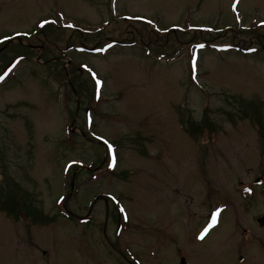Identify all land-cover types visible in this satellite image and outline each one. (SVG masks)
<instances>
[{"label":"rangeland","instance_id":"obj_1","mask_svg":"<svg viewBox=\"0 0 264 264\" xmlns=\"http://www.w3.org/2000/svg\"><path fill=\"white\" fill-rule=\"evenodd\" d=\"M0 77V264H257L264 0H0Z\"/></svg>","mask_w":264,"mask_h":264},{"label":"flooded vegetation","instance_id":"obj_2","mask_svg":"<svg viewBox=\"0 0 264 264\" xmlns=\"http://www.w3.org/2000/svg\"><path fill=\"white\" fill-rule=\"evenodd\" d=\"M260 178V183H255V179ZM255 179L252 180L253 186H262L263 189L261 193L264 195V177L258 176L255 177ZM253 194V189L246 185L243 187L240 191H238L239 197L244 200L246 198H250ZM220 203V202H219ZM217 203H214L209 207L207 213L203 214V222L200 226L199 232V239L205 240L208 237L210 238V241L213 239H219L220 233H213V231L221 225L223 222L222 219V207L221 205ZM263 214L255 216V217H238L237 215H232L229 217L228 221H230L231 224H233V229L231 230V235L233 237V241L228 245L227 248L235 249L239 251L240 262H244L243 257H248L249 259L254 260L257 264H264V237H261L260 239H255L254 234V228L260 229L262 233L264 234V217H262ZM78 218L79 220H74L77 224H87L91 222V217H73ZM117 226L115 228V234L116 238L118 239L121 231H123L124 227V217H116ZM69 219H72L71 217ZM79 222V223H78ZM103 232V235H105V227L101 230ZM242 233V234H241ZM31 237H34L31 235ZM227 237V236H226ZM226 237H222V240H225ZM225 244L226 241L224 242ZM113 249L117 250L118 253L122 255V257L126 260L125 252L128 250L129 247H127L125 244H122L118 240H114V245L112 244ZM261 249L263 252H260L258 249ZM130 249V248H129ZM131 250V249H130ZM259 251V253H258ZM39 254V253H38ZM40 254H45V250H41ZM46 257V256H44ZM182 262L188 263L186 260H184L183 257L180 258L178 264H182Z\"/></svg>","mask_w":264,"mask_h":264},{"label":"snow or ice","instance_id":"obj_3","mask_svg":"<svg viewBox=\"0 0 264 264\" xmlns=\"http://www.w3.org/2000/svg\"><path fill=\"white\" fill-rule=\"evenodd\" d=\"M41 26H43V25H41ZM0 78H2V77H0Z\"/></svg>","mask_w":264,"mask_h":264}]
</instances>
